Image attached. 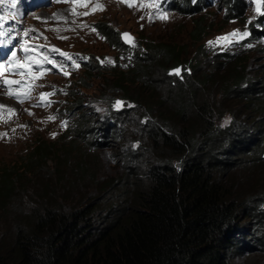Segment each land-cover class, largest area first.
Returning a JSON list of instances; mask_svg holds the SVG:
<instances>
[{"label":"trees","instance_id":"obj_1","mask_svg":"<svg viewBox=\"0 0 264 264\" xmlns=\"http://www.w3.org/2000/svg\"><path fill=\"white\" fill-rule=\"evenodd\" d=\"M166 1L167 9L193 17L195 57L185 44L147 42L131 65L110 69L104 86L120 96L104 99L109 119H94L80 96L72 95L68 109L65 135L72 145L115 143L122 149L123 177L99 184L96 194L69 211L50 201L8 222L29 174L38 177L52 160L59 172L71 166L74 150L38 140L24 166L0 170V264H230L235 255L264 254V192L259 180L245 190L242 178L233 176L264 162L255 156L264 151V81L251 75L249 54L208 55L202 42L215 29L205 13L211 7L222 13V25L248 23L249 38L259 41L264 15L248 21V0ZM96 28L115 49L132 52L111 25ZM94 70L100 67L86 66L77 85L90 87L85 81ZM117 98L129 105L124 113L111 110ZM234 106L237 121L220 128L218 119L223 112L233 115ZM135 118L136 134L128 130Z\"/></svg>","mask_w":264,"mask_h":264},{"label":"rangeland","instance_id":"obj_2","mask_svg":"<svg viewBox=\"0 0 264 264\" xmlns=\"http://www.w3.org/2000/svg\"><path fill=\"white\" fill-rule=\"evenodd\" d=\"M34 2L36 0H17L15 8L11 7V0L0 4V16L6 18L0 29L6 33L0 36V51L7 46L11 54L16 53L15 60L11 54L8 56L4 65L7 70L0 76V105L14 110L11 113L0 112V170L24 163V158L30 154L38 140L49 144L57 143V149L71 148L74 153L70 156L71 166L62 168L63 171H56V161L52 160L48 167L39 172L38 177L28 175L26 192L22 193L21 201L12 202V215L8 222H12L16 215L31 214L34 209L50 201L64 205L65 210L69 211L86 197L96 194L99 184L123 177L125 168L118 155L122 149L114 147L115 143L107 142L104 146L97 147L78 140L75 141L76 145H72L73 138L65 135L72 121L68 111L73 100L72 95L80 96L88 111L93 110L94 119L104 122L105 117L109 119L110 110L104 99L109 100L110 95L120 96L108 92L109 89L104 86L111 78L110 69L113 66L131 65L136 53L142 52L141 46L150 41L185 44L188 45L186 51L189 56L194 58L196 55V47L190 39L193 17L188 13L167 9L164 6L167 4L166 0H129L132 7L119 0H85L86 6L59 0L38 1L34 6ZM96 3L103 5V10L94 11ZM248 3L249 14L253 18L257 14L256 4L254 0H248ZM263 6L264 3L261 4V11ZM73 8L76 14L71 11ZM164 13L167 14V19L160 18ZM205 13L209 21L216 24L215 29L202 41L206 53L249 54L251 59L248 66L251 75L264 81V36L260 41L250 39L248 23L232 21L222 25L223 15L217 8L211 7ZM99 22L111 25L119 35L123 32L132 34L135 38L132 52L118 51L111 46L96 30V24ZM236 30L241 34L247 32L248 35L243 38L232 37L229 42L220 41L214 46L208 44L209 41H216L217 37L226 36ZM25 31L28 32L27 36L24 35ZM53 48L59 51H53ZM61 53L68 54L71 59ZM45 57L55 63H48ZM201 61L205 62V58L201 57ZM213 63V60L209 61V65ZM209 65L206 63L203 66ZM86 66L100 67V70L92 72L95 75L92 80L86 78L85 83L90 84L88 88L77 85L78 81L85 77ZM21 71L30 72L31 75H20ZM64 72L68 75H64ZM5 80L22 81L24 87L12 85L13 90L21 96L27 93L31 98L20 103L7 95V87L3 84ZM105 92L108 93L107 97L104 96ZM43 93L54 95L41 99ZM116 100L122 101L119 98ZM116 102L111 110L124 113V109L129 105L122 101L123 105L117 107ZM233 109V115L223 112L224 115L218 119L220 128L225 130L237 121V107L234 106ZM129 111L132 112V109ZM50 117L55 119H49ZM122 119L126 124L131 121L126 115H123ZM123 122H120L121 126H124ZM139 126L140 120L135 118L128 130L136 134ZM97 139L100 140V137ZM263 155L264 151L255 154L264 159ZM252 159L250 155L249 160ZM79 164H83L85 171L76 170ZM22 166L24 165L20 167ZM248 167L234 170L233 176L242 178L240 188H251L259 180L258 185L264 192V162H252ZM2 224L0 221V232ZM230 264H264V254L259 253L253 257L235 255Z\"/></svg>","mask_w":264,"mask_h":264},{"label":"snow or ice","instance_id":"obj_3","mask_svg":"<svg viewBox=\"0 0 264 264\" xmlns=\"http://www.w3.org/2000/svg\"><path fill=\"white\" fill-rule=\"evenodd\" d=\"M6 0H0V4H3L5 3ZM59 2H69V3H72L73 5L77 4V3H80L81 6H86L85 5V0H59ZM119 2H123V3H127L129 7H132V4L129 2V0H119ZM255 4H256V12L259 13L260 15H264V12L261 11V4L264 3V0H254ZM16 4H17V0H11V7L15 8L16 7ZM95 10H103V5L99 4V3H96L95 5V8H94V11ZM71 11L73 12V14H76L75 13V8L71 9ZM89 13H83V15H88ZM161 19H167V14L164 13L160 16ZM5 17L3 16H0V29H2L3 27V22L5 21ZM93 31H95V29H93ZM5 31L3 30H0V36H3L5 35ZM25 36L28 35V32L25 31L24 33ZM248 33L247 32H244V33H240L239 30H236L232 33H229L227 34L226 36H223V37H217L216 41H209L208 44L210 46H214L215 44L219 43L220 41H224V42H229L230 41V38L232 37H236V36H241V38L247 36ZM123 36V39L128 42V43H133V46H134V40L133 38L131 37V35L129 33H124L122 34ZM249 47H251V45H248ZM27 50V49H25ZM53 51H59L55 48H53ZM12 57L13 59L15 60V57H16V53L15 52H12ZM61 55H64L66 56L68 59H71L70 56H68V54L66 53H61ZM26 59H32V58H26ZM48 63H52L54 64L55 62L54 61H51V60H48L47 57L44 58ZM17 64H19L20 62L19 61H15ZM104 61H101V63H103ZM33 63H38L37 61H33ZM73 63L75 64V61H73ZM78 67V65H77ZM7 70L6 66H3V67H0V76H2L4 74V72ZM20 75H31V73H25L23 71H21L19 73ZM64 75H68L67 72H64L63 73ZM175 75H179L180 74V70L179 69H176L174 71ZM36 78V77H34ZM3 84L7 87V95H9L10 97L18 100L20 103H23L24 100L26 99H30V95L29 94H25L23 96H21L17 91L13 90L12 88V85H19L21 87H24V84L22 81H18V80H5L3 81ZM51 95H54V93H43L42 96H41V99H43V97L45 96H51ZM123 105V102L122 101H117L116 102V106L117 107H120ZM4 111H7V112H14L13 109H10V108H7L5 105H0V112H4ZM49 119H55V117H50ZM55 135V134H53Z\"/></svg>","mask_w":264,"mask_h":264},{"label":"clouds","instance_id":"obj_4","mask_svg":"<svg viewBox=\"0 0 264 264\" xmlns=\"http://www.w3.org/2000/svg\"><path fill=\"white\" fill-rule=\"evenodd\" d=\"M167 8V7H166ZM256 16V15H255ZM250 18H252V17H250ZM249 19V18H248ZM250 20V19H249ZM124 33V32H123ZM123 33H121L120 34V39H121V41L126 45V46H128V47H130V48H133L132 46H133V44L132 45H128V44H126L124 41H123V39H122V37H121V35L123 34ZM132 35V34H131ZM133 36V35H132ZM133 38H134V36H133ZM134 43H135V38H134ZM263 157H264V155H263Z\"/></svg>","mask_w":264,"mask_h":264},{"label":"water","instance_id":"obj_5","mask_svg":"<svg viewBox=\"0 0 264 264\" xmlns=\"http://www.w3.org/2000/svg\"><path fill=\"white\" fill-rule=\"evenodd\" d=\"M124 33H128V32H124ZM123 33V34H124ZM130 34V33H129ZM131 35V34H130ZM121 37H122V39H123V36L121 35ZM131 37L133 38V36L131 35ZM133 40H134V38H133ZM123 41L126 43V44H128V45H132L133 43H128V42H126L124 39H123Z\"/></svg>","mask_w":264,"mask_h":264}]
</instances>
